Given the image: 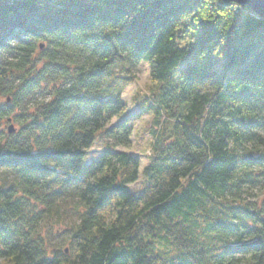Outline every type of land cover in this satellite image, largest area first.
<instances>
[{
	"label": "trees",
	"instance_id": "obj_1",
	"mask_svg": "<svg viewBox=\"0 0 264 264\" xmlns=\"http://www.w3.org/2000/svg\"><path fill=\"white\" fill-rule=\"evenodd\" d=\"M141 63L145 164L119 150ZM0 264H264V17L222 0H0Z\"/></svg>",
	"mask_w": 264,
	"mask_h": 264
},
{
	"label": "rangeland",
	"instance_id": "obj_2",
	"mask_svg": "<svg viewBox=\"0 0 264 264\" xmlns=\"http://www.w3.org/2000/svg\"><path fill=\"white\" fill-rule=\"evenodd\" d=\"M136 80L124 92L123 99L128 104L126 117H131L132 124L135 127V137L130 147H119V150H125L130 153L139 155L144 164L147 163L146 155L148 154L150 142L152 141L149 129L153 124L154 115L152 111H145L143 100L145 97L151 96L155 82L152 81L150 75V68L147 63H141L134 68ZM13 123V122H11ZM11 123H5L7 129ZM14 125V123L12 124ZM104 138L100 140L90 149L89 159L96 158L106 144ZM142 186L141 180L131 186L132 191H138ZM58 226L54 225L48 230L50 232V245L56 246L57 240H61L63 235L57 232ZM54 234L58 236H53Z\"/></svg>",
	"mask_w": 264,
	"mask_h": 264
},
{
	"label": "water",
	"instance_id": "obj_3",
	"mask_svg": "<svg viewBox=\"0 0 264 264\" xmlns=\"http://www.w3.org/2000/svg\"><path fill=\"white\" fill-rule=\"evenodd\" d=\"M225 4L234 3L249 7L255 14L264 17V0H222ZM9 131H15L14 125L9 126Z\"/></svg>",
	"mask_w": 264,
	"mask_h": 264
}]
</instances>
